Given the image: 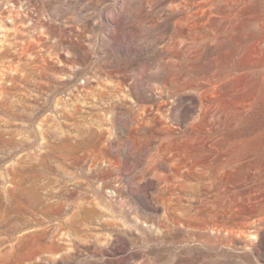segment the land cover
Instances as JSON below:
<instances>
[{"label": "rangeland", "instance_id": "374dc122", "mask_svg": "<svg viewBox=\"0 0 264 264\" xmlns=\"http://www.w3.org/2000/svg\"><path fill=\"white\" fill-rule=\"evenodd\" d=\"M2 22L0 264H264V0Z\"/></svg>", "mask_w": 264, "mask_h": 264}, {"label": "bare ground", "instance_id": "6f19581e", "mask_svg": "<svg viewBox=\"0 0 264 264\" xmlns=\"http://www.w3.org/2000/svg\"><path fill=\"white\" fill-rule=\"evenodd\" d=\"M8 9H9V15H11V17H13V18H10L11 19L10 23H13L16 27H19V22H18L19 21V16L18 15H20V13L16 10L15 4H8ZM17 23H18V26H17ZM5 24H6L5 22L1 23V25H0L1 29H5L4 28ZM4 67L5 68L1 67V64H0V74L2 76L4 75L2 71L5 70V69L8 70V66L7 65L4 66Z\"/></svg>", "mask_w": 264, "mask_h": 264}]
</instances>
